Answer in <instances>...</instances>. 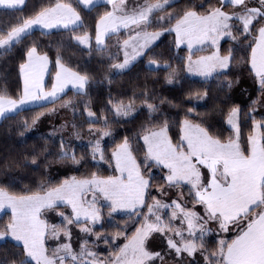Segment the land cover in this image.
<instances>
[{"label":"snow or ice","instance_id":"1","mask_svg":"<svg viewBox=\"0 0 264 264\" xmlns=\"http://www.w3.org/2000/svg\"><path fill=\"white\" fill-rule=\"evenodd\" d=\"M37 30L68 33L46 45L54 59ZM168 36L169 51L186 47L178 58L188 73L215 76L223 91L239 82L228 73L247 69L260 95L247 110L232 104L225 114L214 106L222 121L195 107L173 114L165 105H180L147 82L127 100L109 91L99 115L68 96L111 85L143 57L167 84L177 83L178 70L155 52ZM14 49L22 86L15 94L0 88L6 131L26 143V133L60 108L71 109L72 120L0 164V211L8 215L0 223V264H264V0H0V56ZM73 49L96 55L102 80L72 66ZM187 95L188 103H228L209 89ZM140 112L139 130L117 139L113 124ZM85 123L87 144H75ZM224 123L228 135L217 130ZM49 157L65 162V171L95 170L55 179L46 171Z\"/></svg>","mask_w":264,"mask_h":264},{"label":"trees","instance_id":"2","mask_svg":"<svg viewBox=\"0 0 264 264\" xmlns=\"http://www.w3.org/2000/svg\"><path fill=\"white\" fill-rule=\"evenodd\" d=\"M32 0H29V4L31 5ZM94 15V14H93ZM86 23L90 26V28H94V20L88 19ZM67 32L54 31L51 36L41 35L40 31H36L34 34L35 38H38L41 42V49L44 51H49L50 57L54 59L55 57V49L49 48L48 42L51 41L53 44L60 36H67ZM167 38L163 44H159L158 49L164 51L163 56L164 59H169L170 52L167 47ZM74 57L72 60V66L78 67L79 69H87L97 81L103 79L104 68L100 66L98 63V58L95 54L89 55L87 50H78L73 49ZM142 71L135 76L129 77L130 79L125 84V89H130L132 92H139L141 88L144 86L145 82H147V86L149 90H154L158 97H167L169 100H172L174 104L180 105L179 108H171L168 105H165V108L171 111L173 114L179 111L181 114L183 113L185 108L195 107L197 112L201 115H215L216 119L222 121V117L219 112L213 113L212 109L214 106H222L224 107L225 114L227 112L228 107L232 104H239L243 110H247L251 105V101L260 95L258 91V84L253 80L252 75L249 74L247 69L243 71L233 70L231 73H228L229 78L239 77V82L235 83L233 87L229 89H224L220 91V79H214L210 81H199L192 80L186 83L181 84L180 86L170 87L164 85L162 79L165 76L164 71H151L150 69L143 67ZM22 86V81H20L18 74V54L14 49L12 53L0 56V88L6 87L11 94H15V90ZM197 89H209L210 94L215 97L219 96L222 99L228 97V103L225 105H221L220 100H209L207 104L205 101H196L195 99L191 100V103H188L189 97L187 93L189 91H195ZM72 94H69L70 96ZM73 96V95H72ZM32 111H35L33 109ZM32 111H25L21 113L22 116L29 117L32 114ZM261 111L260 107L257 106V112ZM146 116V112H141L135 120H128L127 122L122 121L117 130V139L122 138L125 134H133L139 130L140 123L144 120ZM8 122L0 123V164H3L5 160L11 161L12 158L19 157L21 153L26 151H31L32 146L34 144H43L44 141L35 136L26 137L25 142H18L22 138H19L14 132L9 133L6 131ZM226 123H224L223 128L220 125H217V130H224V134L228 135V131ZM248 132V128L245 126L243 128V133L246 136ZM111 143L108 144V149H111ZM49 161L51 162V167L46 171L49 176L55 179H63L65 176L69 175H80L89 170H95L91 168V166L81 167L80 171H65L68 165L65 162L57 160L55 157H49ZM41 169H43V164L41 165ZM23 171V170H22ZM31 177L35 180H39L41 178V171L34 170L31 172ZM0 179H2V175H0ZM24 183H29V181H25ZM23 185H21L22 187ZM19 191L20 188L14 189ZM117 221H120L122 217L117 216ZM6 221L5 218L0 219V223Z\"/></svg>","mask_w":264,"mask_h":264},{"label":"rangeland","instance_id":"3","mask_svg":"<svg viewBox=\"0 0 264 264\" xmlns=\"http://www.w3.org/2000/svg\"><path fill=\"white\" fill-rule=\"evenodd\" d=\"M116 37H112V41L114 42ZM172 37H167V44L171 41ZM156 53H164L163 50L155 48ZM170 52H173L172 54H169L170 62L173 66V68H176L178 70L179 74V80L177 83L174 84H167L162 79L164 85L170 86V87H176L180 86L183 83L192 81V80H199V81H212L214 79H217L215 76L210 77L207 80H205L203 77H201L198 74L188 73L187 70L184 68L183 61L179 59L178 57H183L187 55V49L185 46H181L180 49L172 48ZM165 54V53H164ZM203 54V53H202ZM164 58V56H163ZM148 57H143L141 59H138L135 62V65L131 67L130 71H126L121 75H114L112 79L111 85H108L105 81L104 83H93L91 87L88 90L87 96H77L75 94L70 95L69 97H72L74 101H88L90 102L92 108L94 111H97V114L99 115V110L104 109L105 105L108 100V94L109 91L112 92L113 96H122L125 100H127L128 97H131L133 92L130 89H125L124 86L127 83V81L130 79L129 77L138 75L143 69V67H146L149 69V66L147 64ZM155 66H153L154 68ZM82 104H78V107L82 108ZM51 107V105H49ZM141 113V112H140ZM139 113V114H140ZM105 115L108 116L110 119L112 118V114L109 112H105ZM133 115H136L135 113ZM72 120V111L71 109H64L60 108L57 112L48 115L46 117H43L41 121L38 123L36 129H34L32 132L26 133V137L28 136H35V137H42V136H49L52 132L54 127H59L60 124H62L64 121H70ZM78 120H82V117H79ZM122 122V121H121ZM120 124H113V127L115 128L116 132L119 128ZM83 130V140L82 141H76L73 142L78 145H86L87 144V124L82 125ZM65 135H67V131H65ZM106 140L108 138H105ZM110 144V143H109ZM81 150H83L81 148ZM105 165L101 162L100 168L101 171H103ZM83 174V173H82ZM10 214V213H8ZM0 218L8 219V215L5 214L4 211H0ZM58 222V220L56 221Z\"/></svg>","mask_w":264,"mask_h":264},{"label":"crops","instance_id":"4","mask_svg":"<svg viewBox=\"0 0 264 264\" xmlns=\"http://www.w3.org/2000/svg\"><path fill=\"white\" fill-rule=\"evenodd\" d=\"M37 31H39V30H37ZM53 32H54V31H53ZM46 79H47V77H46ZM69 94H75V93L72 92V91H69V92H68V95H69Z\"/></svg>","mask_w":264,"mask_h":264}]
</instances>
